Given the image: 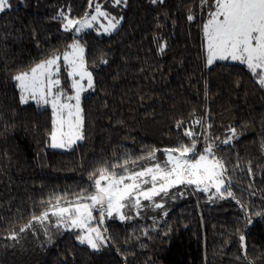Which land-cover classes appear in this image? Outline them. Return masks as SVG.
<instances>
[{"label":"trees","instance_id":"trees-1","mask_svg":"<svg viewBox=\"0 0 264 264\" xmlns=\"http://www.w3.org/2000/svg\"><path fill=\"white\" fill-rule=\"evenodd\" d=\"M45 1L10 0L0 13V264H264V87L245 65L207 64L203 25L214 0H126L109 35L62 29L65 15L87 17L109 0H50L40 13ZM75 40L94 85L81 101L84 138L53 150L51 110L21 103L13 77ZM193 140L192 158L211 146L224 165L222 196L178 186L165 195L177 190L178 202L149 203L155 214L104 221L99 250L78 230L56 236L34 219L56 197L65 205L93 192L98 175L89 176L101 167L141 165Z\"/></svg>","mask_w":264,"mask_h":264},{"label":"snow or ice","instance_id":"snow-or-ice-1","mask_svg":"<svg viewBox=\"0 0 264 264\" xmlns=\"http://www.w3.org/2000/svg\"><path fill=\"white\" fill-rule=\"evenodd\" d=\"M126 0H114L119 5ZM153 3L156 0H152ZM204 5L209 0H202ZM9 0H0V13L9 7ZM91 7V0H90ZM209 18L203 25L204 40L206 42L207 64L211 65L216 60H232L246 65L247 69L257 77L261 87H264V0H214ZM98 17L108 19L104 27L105 33L116 30L120 20L110 17L103 11L100 4L95 5V15L89 20H73L65 17V31L75 29L79 33L82 29L91 28L92 22ZM189 20L193 17L190 15ZM79 25V27H77ZM103 27V26H102ZM71 51H66L63 56L52 57L35 64L28 71L20 72L13 79L20 90L21 103H28L29 99L40 105H50L52 109V131L50 133V146L52 148H70L83 137V116L81 109V93L87 88H93L91 72L86 68L84 49L79 42L68 46ZM63 60L67 75L71 78V89L74 94H67L61 87L60 64ZM75 101V103H72ZM199 123V121H197ZM232 136L236 130L230 129ZM190 138L192 132H185ZM225 140L224 143H228ZM195 141L190 146L181 144L175 148L165 149L167 159L146 166L137 171L127 168L128 163L135 161L125 160L123 164H113L112 168H123V173L118 174L108 167H101L90 174L89 179L94 180V191L85 195L80 193L74 201H65L61 204V197H56V203L49 211L41 216L34 217L40 223L49 219V215L57 218L56 226L68 229H77L78 239L81 244L87 243L91 248L99 250L103 243V236L98 227L93 226L97 219L93 215L98 212L99 223L103 224L105 216H119L121 220L130 219L123 211L125 208L140 209L143 201L153 202L161 193L167 195L171 188L178 185L195 186L196 190L207 193L215 188L216 193L223 195L224 165L215 159L211 146L204 149L198 157L189 159L195 152ZM140 157L138 159H142ZM155 160V152L146 157ZM150 185V187H145ZM228 196L232 193L227 192ZM154 207L162 208L160 203ZM255 215H261L256 213ZM251 224V219H249ZM31 225H29L30 227ZM21 231H24L22 228ZM16 239L15 235L10 237ZM244 241V236H240ZM243 247V244H242Z\"/></svg>","mask_w":264,"mask_h":264},{"label":"rangeland","instance_id":"rangeland-1","mask_svg":"<svg viewBox=\"0 0 264 264\" xmlns=\"http://www.w3.org/2000/svg\"><path fill=\"white\" fill-rule=\"evenodd\" d=\"M9 1H10V0H9ZM49 3H50V0H46V1L43 2V3H39V4H38V9H37V11H39L40 13L49 12V10H51V8H50V7H51V4H49ZM57 3H61V5H62V4H63V0H57ZM8 8H9V7H8ZM8 8H7V9H8ZM101 8H102L103 11H106L107 13H109V18H110V17H116V18L119 19L120 22H121L122 17H123V13H124V9H125V3L122 2L121 4L117 5V4L114 3V0H109V1H108V4L101 6ZM92 15H95V10L93 11L92 14L88 15L87 18L90 20ZM65 17H68L69 19H73V20H83V19L86 18V17H83V18H80V19H76V18L74 19V18H70L68 14L65 15ZM65 23H66V20H65V18H64V19H63V22H62V29H63V30H64V24H65ZM107 24H108V19H106L105 17H98L97 21L92 22V27H91V28H85V29H82L79 33H77V32L75 31V29H73L72 31H68V32H71V33H73V34H80V33L83 32V31L92 30V31H94L97 35H101V34H102V35H109V33H105V32H104V27H106ZM119 24H120V23H119ZM102 26H103V27H102ZM118 26H119V25H118ZM77 27H79V25H77ZM117 28H118V27H117ZM117 28H116V29H117ZM113 32H114V31H113ZM113 32H111L110 34H112ZM74 42H78V41L75 40V41H73V43H74ZM73 43H72V44H73ZM70 45H71V44H70ZM82 47H83V46H82ZM204 48H205V52H206V42H205V40H204ZM83 49H84V48H83ZM67 51H71V49L68 47ZM84 53H85V51H84ZM59 56L62 57L63 55H59ZM206 58H207V57H206ZM216 61H222V62L227 61V62H235V63L240 64L239 62L232 61V60H230V59H229V60H216ZM216 61H214V62H216ZM59 64H60V72H61L62 70H65L64 63H63V60H62V59L59 61ZM245 66H246V65H245ZM65 72L67 73L66 70H65ZM89 72H90V71H89ZM66 77H67L68 82H69L70 90H69V91L65 90V89L63 88V86H62V88L64 89V91H65L67 94L72 95V94H74V93L72 92V89H71V83H72V80H71V78L68 77L67 74H66ZM83 83L85 84L86 90L83 91V92L81 93V101H82V98H83L88 92H90V91L92 90V88H90V89L87 88V81H86V80H85ZM30 100H31V99H30ZM32 101H33L34 103H36V101H34V100H32ZM72 103H75V101H73ZM36 105H38L39 108H42V107H44V108H46V107L49 108V109L51 110V114H52V109H51V106H50V105H40V104H37V103H36ZM52 119H53V116H52ZM81 141H82V140L77 141L75 144H77L78 142H81ZM75 144H73L70 148H52V147L50 146V141H49V148H50V149H53V150L67 151V150H70ZM155 156H156V159H155V160H149V159L144 160V161L141 162V165L127 164V168H128L129 170H131V171H137V170H140V169H142V168H144V167H146V166H152V165H154V164L157 163V162H163V161H165V160L167 159V155H166L165 151H162L161 154H160V153H155ZM188 158H189V159H193L191 155H190ZM123 171H124L123 168H120V169H118V170L115 171V172L118 173V174H122ZM178 186H181V185H178ZM178 186H176V187H178ZM145 187H150V185H146ZM176 187H174V188H176ZM174 188H171V189L169 190V192L172 191ZM213 189H214V188H211L208 192H211V190L213 191ZM169 192H168V193H169ZM208 192H207V193H208ZM168 193H167V194H168ZM176 194H177V190L173 191V192L171 193L170 196H165V194L161 193L160 196H157V197L154 198V201H153V202H150V201H143V200H142V207H141L140 209H130V208H125L123 211L126 213V215H127L128 217H130V219L141 218V217L146 218V217H148L151 213H152V214H155V213L151 212V210L149 209V207H150V206H149V203H152V204H153V207H154V203H160V204H161L160 201H166V203H169V202H171V200H173V199H171V198H175L176 201L178 202L181 198L177 197ZM218 194H219V193H218ZM160 197H162V198L160 199V201H157V202H156L155 200L158 199V198H160ZM176 201H175V202H176ZM154 208H156V207H154ZM148 213H150V214L147 215ZM93 215L97 217V219L93 221V226L98 227L100 230H102L101 227H102L103 224H100V223L98 222V221H99L98 212L94 210ZM56 220H57L56 217L49 215V219H48L47 221H45L46 223H45V224H41V225H43L42 227H44V228H47V229L50 228V231H51L52 233H54L56 236H60L61 234H63L65 231H68V230H77V229H68V228H65V227H57V226H56ZM106 220H111V221H112V220H118V221H120V222H123V221H125L126 219L121 220V219L119 218L118 215L113 214L112 217H107V216H105L104 221H106ZM37 221H38V220H37ZM78 231H79V230H78ZM101 233H102V231H101ZM48 234L50 235L49 231H48ZM102 236H103V234H102ZM103 238H104V237H103ZM28 239H29V235H28V237H27V240H28ZM79 242H80V241H79ZM104 242H105V239H103V243H102V244H104ZM84 244L88 245L87 243H84ZM102 244H100L99 249H100V247H101ZM88 246H89V245H88ZM89 247H90V246H89ZM90 248H91V247H90ZM91 249H93V248H91ZM93 250H96V249H93Z\"/></svg>","mask_w":264,"mask_h":264},{"label":"water","instance_id":"water-1","mask_svg":"<svg viewBox=\"0 0 264 264\" xmlns=\"http://www.w3.org/2000/svg\"><path fill=\"white\" fill-rule=\"evenodd\" d=\"M93 191H94V188H93Z\"/></svg>","mask_w":264,"mask_h":264}]
</instances>
